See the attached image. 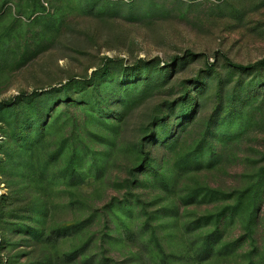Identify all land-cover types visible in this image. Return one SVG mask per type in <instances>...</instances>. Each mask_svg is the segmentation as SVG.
<instances>
[{"label":"rangeland","instance_id":"obj_1","mask_svg":"<svg viewBox=\"0 0 264 264\" xmlns=\"http://www.w3.org/2000/svg\"><path fill=\"white\" fill-rule=\"evenodd\" d=\"M263 59L264 0H0V264H264Z\"/></svg>","mask_w":264,"mask_h":264},{"label":"trees","instance_id":"obj_2","mask_svg":"<svg viewBox=\"0 0 264 264\" xmlns=\"http://www.w3.org/2000/svg\"><path fill=\"white\" fill-rule=\"evenodd\" d=\"M224 59H225L226 62L232 64L231 61L227 57H224ZM234 66L238 67L241 70H247V69H250V68L264 69V59L256 62L253 65H250L249 67L237 66V65H234ZM211 247H212V249H211ZM204 251H205L204 253H205V255L207 257H211L210 256V252L213 251V245H211V242H207V243L204 244Z\"/></svg>","mask_w":264,"mask_h":264}]
</instances>
